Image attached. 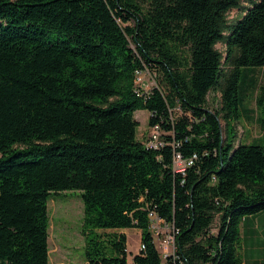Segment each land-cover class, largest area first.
Listing matches in <instances>:
<instances>
[{"label": "trees", "instance_id": "1", "mask_svg": "<svg viewBox=\"0 0 264 264\" xmlns=\"http://www.w3.org/2000/svg\"><path fill=\"white\" fill-rule=\"evenodd\" d=\"M145 68L157 84L139 91ZM259 70L264 0H0V264H50L48 200L72 190L84 227L138 228L146 246L129 261L124 234L95 232L88 264H160L150 210L175 226L186 264H243L241 222L264 209V144H238L233 123L251 120L245 91L258 89L264 129ZM138 109L160 148L139 139ZM177 153L196 155L184 172Z\"/></svg>", "mask_w": 264, "mask_h": 264}, {"label": "rangeland", "instance_id": "2", "mask_svg": "<svg viewBox=\"0 0 264 264\" xmlns=\"http://www.w3.org/2000/svg\"><path fill=\"white\" fill-rule=\"evenodd\" d=\"M250 2L243 3L242 8L233 9L228 13V19L232 25H234L242 11L247 9ZM243 9V10H242ZM134 47V45H132ZM135 48V47H134ZM217 48L222 51L224 54L226 52V46L224 43L219 42ZM148 72L143 73V85L148 86L149 83L153 82V79L149 76ZM259 84L264 81V72L259 70ZM249 79V78H248ZM242 79L245 83L251 84L252 79ZM256 91L249 89L245 91V100L243 105L251 107L254 109L253 117L257 119L261 115V112L258 110L256 102ZM241 91L240 93H242ZM222 94L221 90L212 91L208 94V102L206 107L215 111L222 108ZM242 105V104H241ZM172 116L177 118L182 115L181 110L177 107L172 109ZM150 113L145 109H138L135 112V117L139 121L138 126V137L142 142H145L151 136L152 129L148 123ZM244 120V119H241ZM239 121L238 123H233L235 125V130L240 138L242 134H245L249 128L246 126L247 120ZM255 120V119H254ZM258 125H255L251 129L255 131V134H258V138L255 140H248L247 138H240L238 144H247V143H257L264 144V134L261 135L262 129ZM221 125L225 130L226 123L222 119ZM243 126V127H242ZM263 136V137H262ZM176 157H174V165L176 164ZM176 169V166H175ZM177 171V169H176ZM181 172V171H180ZM48 211H49V252H50V264H88L86 257V245L87 237L94 236V233L97 232L101 236H106L107 233L103 230H91L90 227H84V201L80 195L79 191H66L59 194L53 193L50 195L48 200ZM220 222L217 218V221L212 227V232H218ZM128 239H127V249L129 255H132L140 247L139 242V231L136 229L128 230Z\"/></svg>", "mask_w": 264, "mask_h": 264}, {"label": "built area", "instance_id": "3", "mask_svg": "<svg viewBox=\"0 0 264 264\" xmlns=\"http://www.w3.org/2000/svg\"><path fill=\"white\" fill-rule=\"evenodd\" d=\"M148 72L150 77L153 79V82L149 83L148 86L143 84V73ZM135 83L137 84V89L148 91L153 86L157 84L156 73L151 72L149 69H137L136 70V79ZM146 146L149 148H160L164 145V141L161 139V129L159 125H154L152 127L151 136L146 140ZM176 159V169L177 171L184 172L188 165L193 163L194 155L190 159H183L180 153L175 155ZM151 219L150 225H152V233L154 235V241L158 242L161 250L162 261L160 264H186L181 254L177 251L176 245V234L177 229L171 223L166 222L163 218L159 217L157 213L153 210L149 211V217ZM158 222L164 224V227H160ZM142 242H140L139 250H142Z\"/></svg>", "mask_w": 264, "mask_h": 264}, {"label": "crops", "instance_id": "4", "mask_svg": "<svg viewBox=\"0 0 264 264\" xmlns=\"http://www.w3.org/2000/svg\"><path fill=\"white\" fill-rule=\"evenodd\" d=\"M252 71V69H251ZM250 110L254 112V109L250 107ZM243 116L246 115V111L243 109ZM252 114V113H251ZM250 114V121H247V127L249 130L242 134L240 138H247L248 140H255L258 138V134H255V131L251 128L255 125H258L256 118ZM255 119V120H254ZM241 120V121H245ZM243 127V126H242ZM261 127V126H260ZM262 129V134H264V129ZM263 137V136H262ZM239 138V139H240ZM238 139V140H239ZM131 228H119V229H106L103 232L106 233H122L126 236V243L128 239V230ZM139 231V242L141 240V230L138 228H132ZM102 230V229H100ZM241 245H240V254L243 261V264H264V209L245 216L241 222ZM50 245V243H49ZM139 252V248L132 255L128 253V260L132 261L135 254Z\"/></svg>", "mask_w": 264, "mask_h": 264}, {"label": "bare ground", "instance_id": "5", "mask_svg": "<svg viewBox=\"0 0 264 264\" xmlns=\"http://www.w3.org/2000/svg\"><path fill=\"white\" fill-rule=\"evenodd\" d=\"M152 129V128H151ZM158 224H159V226L162 228V227H164V224L163 223H161V222H158ZM155 243H158V242H155ZM159 246V250H160V245H158ZM142 248H146V246H145V244L144 243H142ZM160 253H161V250H160Z\"/></svg>", "mask_w": 264, "mask_h": 264}]
</instances>
